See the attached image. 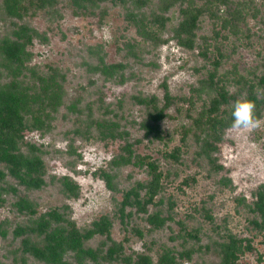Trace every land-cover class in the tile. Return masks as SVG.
I'll list each match as a JSON object with an SVG mask.
<instances>
[{"label":"rangeland","instance_id":"obj_1","mask_svg":"<svg viewBox=\"0 0 264 264\" xmlns=\"http://www.w3.org/2000/svg\"><path fill=\"white\" fill-rule=\"evenodd\" d=\"M17 1L11 14L0 0V45L19 39L29 54L14 80L32 86L38 76L54 72L63 98L50 113L48 131L22 133L20 151L39 155L45 185L26 189L0 163L5 173L0 181V264H51L28 252L24 239L30 245L48 244L49 231L28 233V228L55 210L63 219L59 225L73 222L80 233L102 218L109 222L110 240L94 235L83 242L84 249L97 254L95 260L79 261L67 250L61 264H128L125 258L134 264L141 255L149 264H159L163 255L174 259L172 264H224L227 246L236 255L230 264H264V206L263 214L258 210L260 195L264 202V127L242 131L230 126L214 140L194 124L207 123L210 100L221 87L232 98L219 107L217 116L224 119L233 101L247 97L249 85L257 87L264 74V0H190L195 7L208 5L191 50L173 36L187 0L163 13V29L147 21L161 13L160 0H113L93 10L76 9L68 0ZM235 9L240 17H234ZM130 12L137 21L130 20ZM146 31L153 35L143 37ZM204 46L208 59L201 53ZM216 47L222 55L217 67ZM99 60L121 70L101 74L94 70ZM5 76L0 67V84L8 83ZM165 87L172 100L157 122L160 136H145L142 123L152 108L137 99L153 97L161 109ZM255 90L261 98L263 92ZM104 112L127 133L125 138L99 140L94 129L90 136L73 134ZM126 143L130 160L115 165L125 156L121 147ZM150 162L159 184L148 202ZM103 173L111 178L110 186ZM64 177L77 186L76 193L64 188ZM21 198L29 200L34 214L19 210ZM110 247L119 249L117 259L110 258Z\"/></svg>","mask_w":264,"mask_h":264},{"label":"trees","instance_id":"obj_2","mask_svg":"<svg viewBox=\"0 0 264 264\" xmlns=\"http://www.w3.org/2000/svg\"><path fill=\"white\" fill-rule=\"evenodd\" d=\"M56 1V0H51ZM113 0H68L72 6L76 9L87 10L99 8V5ZM161 13H152L150 20L154 27L163 29L167 18L164 17L165 13L169 7L176 4L179 0H160ZM6 5L7 12L11 14L14 13V8L17 5V0H3ZM136 3L143 4L144 0H135ZM185 4V5H184ZM180 7V16L182 17L180 23L174 29V37L178 41L179 45L185 47L186 49H193L195 33L199 27V18L204 15L208 10V5H203L201 7H195L192 5L190 0L185 1V3ZM102 14H106V11L102 10ZM94 14V11H92ZM234 17H240V13L235 9L233 11ZM130 20L137 21L136 15L130 12ZM224 24L233 25V21H227L224 19ZM234 27V25H233ZM152 32L146 31L142 35L143 37H149ZM27 36L26 33L22 37ZM24 45L21 44L19 39L17 40H4L0 45V53L2 59L0 61V67L3 72L6 73V79L8 81L0 84V163H3L7 169L10 176L15 178L18 183L24 186L26 189H39L45 185L43 176L45 175L44 164L39 155H34L28 157L20 151V145L23 140L22 133L26 130H49L50 113L55 112L62 104L63 93L60 91V83H58L57 76L54 72L49 73L44 77H37V83H33L32 86H22L14 80L23 70V62L29 59V54L25 52ZM217 51V56L213 61L215 67L218 66L221 57V52L219 48H215ZM201 53L205 58L207 56V48L204 46ZM94 70L100 72L101 74H108L114 76L118 73L121 68L114 65H106L103 60H99L98 64L94 66ZM215 70V69H214ZM215 72V71H214ZM110 76V77H111ZM11 77V78H10ZM213 75H211V78ZM245 80L242 79V83ZM257 87L255 89L261 90L262 97L258 98L257 92L253 85H249L247 88L246 99L253 100L256 103V112L260 116V107L264 106V74L258 78ZM211 88V87H209ZM216 97L210 100L208 108V117L206 122L194 123L196 127L201 131L205 132L210 138L221 139V134L223 129L230 127L232 124L231 112L233 106L229 113H227V119L220 118L218 115V110L221 105H228L230 102V96L225 92L223 87ZM198 92H202V88L197 89ZM165 105L161 109H157L155 98L151 97L149 99H137V102L144 105L146 108L151 107L152 111L148 108L146 113V118L143 120L142 127L145 129V136L159 137L160 130L158 127V121L164 117V110L169 107L171 102V97L167 93L165 87ZM232 99V98H231ZM77 101V100H76ZM73 102L68 106L69 109L73 108ZM47 107V108H46ZM165 108V109H164ZM46 110H49L48 112ZM106 112V111H105ZM102 113V118L94 119L90 118L85 124L84 128L79 126L73 130L75 136H84L94 129L97 132L99 140H116L125 138L127 133L119 131V124L111 119L106 118V113ZM211 115L213 117H211ZM29 116V119H26ZM152 124V125H151ZM83 133V134H82ZM121 150L125 152V156H122L118 161L114 163L119 164L120 162L128 163L130 156L132 155L131 145L125 144L121 147ZM37 151V149H36ZM128 156V157H126ZM125 160V161H121ZM148 172L152 176V180L149 183L148 190L150 193L148 195V202H150L154 196L156 189L158 188L159 175L155 165L150 162L146 163ZM5 173L0 171V181L3 180ZM103 177L107 181L108 186H110V177L103 173ZM64 188L69 189L72 193H76L77 186L69 184V178H63ZM72 185V187H71ZM70 186V187H69ZM74 189V190H73ZM131 193L126 194V198L129 201ZM263 198L259 196V211L263 214ZM19 210L24 209L27 214H34L33 208H31L29 200L21 198L17 202ZM23 211V212H25ZM47 219L41 220L38 225H34L28 228V233L49 231L51 233V238L48 244L45 246L30 245L28 240L24 239L25 249L34 255L36 258L44 259L46 262L51 264H61V255L66 253L67 250L74 252L79 257L80 260L85 258H90L95 260L96 253L91 249H84L83 242L89 240L94 235H105L108 240L109 238V222L104 218L101 221L94 222L92 224L93 228L80 233L75 227L73 222H67V225H59L60 221H63L62 216L56 210L51 211ZM52 223H57L52 226ZM36 227V228H35ZM237 250V249H236ZM108 254L110 258L117 259V254L119 249L110 247L108 249ZM190 254L186 252L185 258L189 259ZM224 264L233 263L236 259V255L233 253L232 247L227 246L225 250ZM223 260V259H222ZM126 263H131L130 260L125 258ZM159 264H172L174 259L168 255H163L159 259ZM134 264H149V259L145 255H141L135 260Z\"/></svg>","mask_w":264,"mask_h":264},{"label":"clouds","instance_id":"obj_3","mask_svg":"<svg viewBox=\"0 0 264 264\" xmlns=\"http://www.w3.org/2000/svg\"><path fill=\"white\" fill-rule=\"evenodd\" d=\"M231 127L236 130L254 131L264 127V116L257 115L256 103L246 98L233 101Z\"/></svg>","mask_w":264,"mask_h":264}]
</instances>
